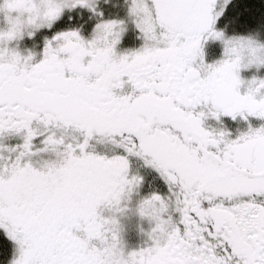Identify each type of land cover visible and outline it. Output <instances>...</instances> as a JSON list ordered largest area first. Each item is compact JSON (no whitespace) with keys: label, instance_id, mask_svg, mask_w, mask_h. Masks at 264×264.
I'll use <instances>...</instances> for the list:
<instances>
[{"label":"snow or ice","instance_id":"snow-or-ice-1","mask_svg":"<svg viewBox=\"0 0 264 264\" xmlns=\"http://www.w3.org/2000/svg\"><path fill=\"white\" fill-rule=\"evenodd\" d=\"M0 264H264V0H0Z\"/></svg>","mask_w":264,"mask_h":264},{"label":"flooded vegetation","instance_id":"flooded-vegetation-1","mask_svg":"<svg viewBox=\"0 0 264 264\" xmlns=\"http://www.w3.org/2000/svg\"><path fill=\"white\" fill-rule=\"evenodd\" d=\"M120 223L123 227V239L129 248H135L141 245L144 237L141 233V228L147 230V222L140 219L139 216L132 212H126L119 217Z\"/></svg>","mask_w":264,"mask_h":264}]
</instances>
